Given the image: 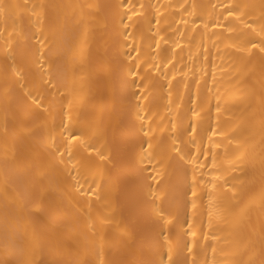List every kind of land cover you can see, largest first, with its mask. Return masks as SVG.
Here are the masks:
<instances>
[{
  "label": "snow or ice",
  "instance_id": "6c2138e0",
  "mask_svg": "<svg viewBox=\"0 0 264 264\" xmlns=\"http://www.w3.org/2000/svg\"><path fill=\"white\" fill-rule=\"evenodd\" d=\"M165 7L0 0V264H264V0L180 6L202 38L221 29L208 37L231 50L221 70L248 85V128L222 156L215 66L211 81L201 69L188 107V84L162 72L165 114L154 107L161 65L134 30L152 9L159 24ZM97 35L115 46L99 77L106 122L87 108Z\"/></svg>",
  "mask_w": 264,
  "mask_h": 264
},
{
  "label": "bare ground",
  "instance_id": "6f19581e",
  "mask_svg": "<svg viewBox=\"0 0 264 264\" xmlns=\"http://www.w3.org/2000/svg\"><path fill=\"white\" fill-rule=\"evenodd\" d=\"M63 2H88L95 3L97 0H63ZM100 2L118 5L121 0H100ZM127 2V0H124ZM133 3L140 4H152V5H172L173 7H165L162 10V15L160 16V23L157 24L156 15L154 9L149 10V18L151 19V24H149L143 18L140 19V23L137 25L135 31V41L136 45L140 47L142 55L148 58L149 63L160 64V70L154 72L155 77L160 82L163 87L157 88L154 92V107H159L162 115L164 112V105L167 103V91H168V80H171L173 85H177L178 82L185 81L188 84V89H184L183 83L180 84L181 91L185 92V106L188 107V94L189 92L194 96L196 91L195 80L199 79L202 75L201 69H205L208 75L205 77L208 81L212 79V72L215 66L217 81L221 88L222 100H221V112L217 120V113L215 112V87H213V99H212V117L213 125L218 128V135L213 139L219 142L222 147L215 149L218 153L223 155L224 147H228L230 151H234L236 144H228V137L232 136L235 139H242L247 128H248V85L237 84L236 82L229 79L228 72L221 70V65L224 64L227 68V57L221 60V54H225L230 49H225L223 44L220 45V52L217 51L216 47H213V40L208 37L211 36L213 31H221V29H212L211 27L207 30L208 36L201 37L200 33L204 31L201 27L198 31L193 32L190 27L186 26L181 22L182 18L184 20H190L192 17L188 16L187 13L183 11L180 7L184 5L185 7L192 4L200 5H210L226 3L228 0H132ZM233 2H242V0H233ZM124 11V9H115V13ZM210 11V9H208ZM207 18V17H205ZM126 19V18H125ZM119 16H115L116 27L118 25ZM150 29V30H149ZM159 30L160 35L157 36L155 33ZM160 37H164L161 39ZM157 42L159 43V48H157ZM124 43H131V41H125ZM151 46V47H150ZM109 49V57L115 50L113 41L109 39L107 35L97 37L92 41L89 49V60H90V80L92 93L89 97L90 102L87 105L89 111H95L96 118L99 120L107 121L108 110L102 108L100 103V88H99V77L102 76L105 68L107 67L105 63V48ZM120 51L127 52L128 49H119ZM135 56L136 53L132 52ZM151 56H156L155 61L151 60ZM207 56V60H205ZM191 57V58H190ZM171 60L172 63L168 65V68L163 67L164 63ZM173 65L175 68L173 69ZM65 67L69 78L72 77L73 72L79 73L78 61L74 66L72 60L66 58ZM147 67V66H144ZM152 71V69H148ZM173 71H175V79H172ZM162 72H167L168 80L164 79L161 75ZM185 73L187 75L185 76ZM258 75V73H257ZM223 77V79H221ZM203 84V81H201ZM212 87L211 84H209ZM258 87V85H257ZM175 98V96H174ZM146 103V102H142ZM75 118V117H74ZM83 118V117H82ZM222 132L224 135H220ZM207 143V139H205ZM203 157L201 160L203 161ZM208 164L211 163V157L208 158ZM205 172H209V168L203 169ZM116 170H114L113 175L115 176ZM205 179L210 180L211 176H206ZM207 190L204 193V200L207 201ZM205 209V219H207ZM134 245V242H129ZM209 243H213L209 241ZM227 247V244H225ZM211 255V252H209ZM223 259V257H221Z\"/></svg>",
  "mask_w": 264,
  "mask_h": 264
}]
</instances>
